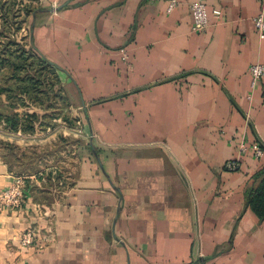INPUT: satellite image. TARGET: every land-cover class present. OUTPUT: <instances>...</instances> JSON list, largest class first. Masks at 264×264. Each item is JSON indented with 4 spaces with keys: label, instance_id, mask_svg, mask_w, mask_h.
Masks as SVG:
<instances>
[{
    "label": "crops",
    "instance_id": "obj_1",
    "mask_svg": "<svg viewBox=\"0 0 264 264\" xmlns=\"http://www.w3.org/2000/svg\"><path fill=\"white\" fill-rule=\"evenodd\" d=\"M170 1L35 2L20 34L56 67L90 154L58 170L62 184H29L24 218L0 214V264H264V219L248 203L264 156L239 150L264 147V76L253 86L249 73L264 64L254 24L264 5L201 0L210 26L198 33L197 0L168 12ZM38 125L24 133L0 121V190L16 168L7 147L47 141ZM234 159L240 168L227 170ZM26 229L43 248L21 251Z\"/></svg>",
    "mask_w": 264,
    "mask_h": 264
},
{
    "label": "trees",
    "instance_id": "obj_2",
    "mask_svg": "<svg viewBox=\"0 0 264 264\" xmlns=\"http://www.w3.org/2000/svg\"><path fill=\"white\" fill-rule=\"evenodd\" d=\"M37 1L0 0V95H6L5 100L0 97V121L3 118L12 130L21 129L24 133H34L35 124L41 120L43 125L41 127L46 128L53 120V116H59L63 110L61 107H54L56 96L64 89L56 67L34 48H27L26 43L16 38V35L24 30L23 25L40 10L35 4ZM63 98L68 104V96ZM28 102L33 104L31 106L48 112L41 116L34 112L16 111V108H23L22 106H26ZM6 107L8 112H3ZM7 148L12 154H9V157L15 158L18 147L10 145ZM38 157H40L38 154L21 155L28 163L34 159L36 162ZM11 160L16 167L14 175H32L39 171L34 165L33 168L21 169L15 163L16 158ZM248 203L254 213L260 219H264V177L251 191Z\"/></svg>",
    "mask_w": 264,
    "mask_h": 264
},
{
    "label": "built area",
    "instance_id": "obj_3",
    "mask_svg": "<svg viewBox=\"0 0 264 264\" xmlns=\"http://www.w3.org/2000/svg\"><path fill=\"white\" fill-rule=\"evenodd\" d=\"M262 3L264 5V0H262ZM177 5V0H171L167 11H173ZM190 13L193 18L192 30L198 33L206 31L210 26L206 4L201 0L192 2L190 5ZM214 16L219 18L221 16V11L215 10ZM254 24L259 32L264 34V9L254 17ZM22 35L23 34L19 33L16 35V38L20 41ZM122 54L127 58L125 50H122ZM249 73L252 78V85L255 86L264 76V64L257 63L251 65ZM239 150L241 154L251 151L256 158L264 156V147L257 142L252 145H247L245 142H242L239 146ZM240 166L241 161L239 159H234L226 163V169L229 171H236ZM56 174H58V171L49 169L32 175H13L11 182L0 190V214L8 217V219H15L16 221H19L22 217L24 218L29 212L25 206L28 200L29 184L33 186H43L49 180L62 184V178L58 177ZM34 208L37 212L41 211L40 206ZM44 214L49 215L48 211H45ZM19 245L21 251L25 253L35 248H43L42 244H38L37 235L32 229H26L22 232Z\"/></svg>",
    "mask_w": 264,
    "mask_h": 264
},
{
    "label": "rangeland",
    "instance_id": "obj_4",
    "mask_svg": "<svg viewBox=\"0 0 264 264\" xmlns=\"http://www.w3.org/2000/svg\"><path fill=\"white\" fill-rule=\"evenodd\" d=\"M26 25H29V22L23 25V28L26 27ZM27 31L28 28H25L23 31ZM21 42H24V35L22 38H20ZM29 48V47H27ZM32 61V60H31ZM33 62V61H32ZM61 81V80H60ZM63 89V88H62ZM60 91V90H59ZM62 96V97H61ZM68 96V92L63 89V92L59 94V96H56L57 99L55 101L54 107H61L63 108L62 112L59 116H53V120L50 121V125H47V128L50 129V131L47 130V141L33 144L31 146L26 147H18V152L15 155V158L17 159L16 165L20 167L21 169H27V168H33V165L38 168V170H61L64 171L65 168L72 169L76 167L77 164V158L78 155L80 157V152L83 148H85L86 153L90 154V142L88 139L89 135L87 130L85 133L81 132L80 126L75 118L72 117L71 114V107H72V99H68V104L64 101L63 97ZM69 97V96H68ZM28 105V106H27ZM33 104H30L29 102L26 104V106H22L24 109L27 108H33L31 106ZM61 118V121L64 122V128L63 130H60L59 125H57L56 122H58V119ZM57 120V121H56ZM60 121V120H59ZM41 122H39L40 126L38 125V132H43V127H41ZM43 126V125H42ZM41 128V129H40ZM79 130V131H78ZM66 131V135L63 134V132ZM57 135V136H56ZM52 136V137H51ZM66 137V138H65ZM84 137V144H80V140ZM63 138V139H62ZM67 139V140H64ZM79 144V145H78ZM39 155L38 160L35 162L31 161L28 163L26 158L22 159L21 155ZM19 164V165H18Z\"/></svg>",
    "mask_w": 264,
    "mask_h": 264
},
{
    "label": "water",
    "instance_id": "obj_5",
    "mask_svg": "<svg viewBox=\"0 0 264 264\" xmlns=\"http://www.w3.org/2000/svg\"><path fill=\"white\" fill-rule=\"evenodd\" d=\"M60 9V7H58V8H55L54 10H59Z\"/></svg>",
    "mask_w": 264,
    "mask_h": 264
}]
</instances>
